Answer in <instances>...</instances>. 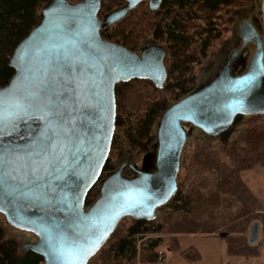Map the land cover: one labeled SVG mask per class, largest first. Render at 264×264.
Masks as SVG:
<instances>
[{
  "label": "water",
  "instance_id": "obj_1",
  "mask_svg": "<svg viewBox=\"0 0 264 264\" xmlns=\"http://www.w3.org/2000/svg\"><path fill=\"white\" fill-rule=\"evenodd\" d=\"M104 1L50 0L41 22L15 47L9 61L15 73L0 87V213L36 237L20 253H36L42 264H89L124 219L155 220L178 193L185 125L217 137L238 116L264 115L262 0L261 25L241 24V45L215 78L162 113L155 154L141 168L126 162L104 176L116 130L117 85L143 80L163 89L168 79L162 46L138 53L101 35L142 4L159 11L163 0H122L124 6L100 19ZM49 101L59 115L47 112ZM95 188L100 196L88 206ZM259 236L254 224L250 244Z\"/></svg>",
  "mask_w": 264,
  "mask_h": 264
},
{
  "label": "trees",
  "instance_id": "obj_2",
  "mask_svg": "<svg viewBox=\"0 0 264 264\" xmlns=\"http://www.w3.org/2000/svg\"><path fill=\"white\" fill-rule=\"evenodd\" d=\"M49 1L0 0V87L6 85L15 73L9 65L15 47L41 22L42 9ZM68 1L78 3L81 0ZM237 5V0H163L159 11L139 12V7L143 6L140 5L123 21L101 33L107 41L120 44L134 52L138 51L140 41L148 35L158 42H165L168 78L174 81L170 85L166 82L163 89H157L151 82L143 80L117 85L116 130L104 176L114 170L111 166L113 151L122 153L124 143L136 149L152 139L162 116L157 101L161 91L170 93L173 103H176L181 99V95L191 90L187 77L191 72L189 65L199 59L195 52L187 54L194 39V35L189 33L190 29L196 28L192 22L204 18L209 23L222 9ZM122 6V0L104 1L99 18L103 19L106 14ZM200 12L205 17L198 16ZM194 34L202 33L197 31ZM206 48V44L201 47L203 56H206ZM244 118L238 116L233 126L244 124ZM261 118L262 116H249L247 129L232 141L231 134H222L220 150L206 148L197 152L194 164L202 175H210V188L198 185L184 194H176L170 201L174 206L173 212L178 216L168 230V234L173 238L170 253L185 256L186 253L179 248L180 238L196 235L225 240L231 257L249 259L258 255V251L249 252L246 249L243 233L248 219L264 212V208L244 182L242 174L253 171L256 167L264 168V122L259 121ZM121 131L124 133V140L119 135ZM221 156L226 159H221ZM99 196V189H93L88 195L87 205L94 203ZM234 201L240 203L239 209L235 213L223 215L219 221L218 210L227 202ZM163 229V226L156 227L153 222L145 221L136 223L122 234L116 229L109 239L110 245L103 247L89 264L158 263L160 257L156 250L160 246L159 241L151 243L139 252L135 237L162 232ZM42 262V257L31 251L15 258L8 250L0 249V264Z\"/></svg>",
  "mask_w": 264,
  "mask_h": 264
},
{
  "label": "rangeland",
  "instance_id": "obj_3",
  "mask_svg": "<svg viewBox=\"0 0 264 264\" xmlns=\"http://www.w3.org/2000/svg\"><path fill=\"white\" fill-rule=\"evenodd\" d=\"M237 3V6L222 9L212 18V20L209 21V23L204 18L192 22L193 25H196V28L190 29L189 33L190 35H194V39L191 42L190 49L187 54L195 52L198 54L199 59L195 63H191L189 65L191 72L187 74V77L190 80L191 90L185 95H181V99L209 84L220 72L231 53L241 45L239 30L243 22L252 21L255 22L257 26L261 25L262 0H237ZM142 5L143 6L138 9L139 12L142 10H149L146 3ZM198 16L205 17L201 12ZM197 31L202 34L195 35L194 33ZM155 44L164 47L167 46L165 42H158L154 40L152 36L148 35L140 41V46L137 52H140L145 47ZM204 44L207 45L205 50L206 56H203L204 54L201 53V47ZM252 53L253 47L250 45L248 46L247 51L243 54V61L246 62V65ZM235 70L237 71V69ZM173 82V79L168 78L167 83L169 85ZM157 101L162 113L169 106L174 104L170 93L166 91H161L159 93ZM260 116H262V118L259 121L264 122V115ZM244 117V124L238 127L233 126L227 131L231 134V141L239 137L247 129L248 125H246V122L249 116ZM186 130L189 133L181 156V167L178 176V193L181 194L186 193L190 188L198 185H205L204 187L207 189L210 188V175H202L195 166L194 159L197 152L202 149L210 148L211 150L218 151L222 148V141L220 139L222 135L210 137L202 131L192 127L187 128ZM119 135L122 140L125 139L122 131ZM156 141L155 128L152 139L136 149L134 147H130L127 143H124L122 153L113 151L114 153L111 154V166L114 167L113 171L117 170L126 162L135 164L141 168L144 158L149 154H155ZM221 159L225 160L226 158L221 156ZM255 169H263L261 172L264 171V168L262 167H256ZM254 170L244 172L242 174V178L244 182L247 183L246 185L248 187L253 189L255 193H258V195L264 199V172L263 174L261 172L255 173ZM203 191L205 190L203 189ZM239 206L240 203L238 202H227L225 206L218 210L219 221L222 220L223 215L227 213H235L239 209ZM262 207L264 208L263 205ZM173 208L174 206L169 202L167 205L158 209L155 220L151 221L156 225V227L163 226L164 229L162 232L138 235L135 237L139 252L146 249L151 243L159 241L160 246L156 251L158 254L162 252L165 259L166 257L167 259L164 263L158 262L155 264H188L186 258L191 257L190 255H200L198 258L194 256L197 260L193 261V264H264V212H259L248 219L246 229L243 233L245 246L249 252L258 251V255L246 259L242 257L229 256L227 243L221 238L219 239L222 240V243L218 240V242L214 243L196 235H187L180 238L179 248L180 251L186 253L185 256H182L180 253H170L169 248L173 243V238L171 234H168V230L170 226L173 225L174 219L178 217L173 212ZM136 223L138 222L132 218H126L118 225L117 230H119L121 234L125 233ZM254 224L260 225V236L258 243L256 245H251L250 229ZM36 241L37 239L34 235L20 231L9 225L4 215L0 213V249L8 250L15 258H18L23 255L20 253V249L23 245L27 243H35ZM110 243L111 240L105 244L104 248H107Z\"/></svg>",
  "mask_w": 264,
  "mask_h": 264
},
{
  "label": "crops",
  "instance_id": "obj_4",
  "mask_svg": "<svg viewBox=\"0 0 264 264\" xmlns=\"http://www.w3.org/2000/svg\"><path fill=\"white\" fill-rule=\"evenodd\" d=\"M261 170H263V169H261ZM261 170H259V169H255L254 170V172L255 173H258V172H261ZM263 172L264 171H262L261 173L263 174ZM246 183V182H245ZM247 184V183H246ZM250 188V187H249ZM250 190L252 191V193L255 195V197L258 199V201L264 206V199L262 198V197H260L259 195H258V193H255L254 192V190L253 189H251L250 188ZM259 191H261V190H259ZM203 238H205L206 240H210V241H212V242H214V243H216V242H220V243H222V240L221 239H219V238H216V237H203ZM218 240V241H217ZM191 257H188V258H186V261H187V263L188 264H193L194 262L193 261H196L197 259L196 258H198L199 256L197 255H190ZM194 256H196V258H194ZM166 259H167V257H166ZM166 259L164 260L165 262H166ZM164 263V262H163Z\"/></svg>",
  "mask_w": 264,
  "mask_h": 264
},
{
  "label": "snow or ice",
  "instance_id": "obj_5",
  "mask_svg": "<svg viewBox=\"0 0 264 264\" xmlns=\"http://www.w3.org/2000/svg\"><path fill=\"white\" fill-rule=\"evenodd\" d=\"M45 107L47 109V112H54V114L59 115V110H58L57 106L53 105L51 103V101H49V103ZM54 109H55V111H54ZM3 119L4 118L2 116H0V123L3 122ZM0 159H2V157H0Z\"/></svg>",
  "mask_w": 264,
  "mask_h": 264
},
{
  "label": "flooded vegetation",
  "instance_id": "obj_6",
  "mask_svg": "<svg viewBox=\"0 0 264 264\" xmlns=\"http://www.w3.org/2000/svg\"><path fill=\"white\" fill-rule=\"evenodd\" d=\"M161 46V45H160ZM165 50H166V56H167V49H166V47H164V46H162ZM139 53V52H138ZM185 128L187 129V128H191V126H189V125H185ZM125 174H126V176L127 177H131V176H133V172L130 170V169H127L126 171H125Z\"/></svg>",
  "mask_w": 264,
  "mask_h": 264
},
{
  "label": "built area",
  "instance_id": "obj_7",
  "mask_svg": "<svg viewBox=\"0 0 264 264\" xmlns=\"http://www.w3.org/2000/svg\"><path fill=\"white\" fill-rule=\"evenodd\" d=\"M159 262L163 263L164 262V254L162 252L159 253Z\"/></svg>",
  "mask_w": 264,
  "mask_h": 264
}]
</instances>
